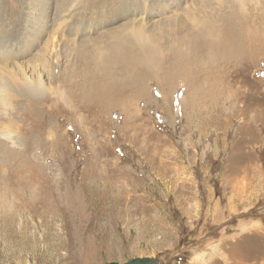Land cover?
Listing matches in <instances>:
<instances>
[{
    "label": "rangeland",
    "instance_id": "1",
    "mask_svg": "<svg viewBox=\"0 0 264 264\" xmlns=\"http://www.w3.org/2000/svg\"><path fill=\"white\" fill-rule=\"evenodd\" d=\"M137 258L264 264V0H0V264Z\"/></svg>",
    "mask_w": 264,
    "mask_h": 264
},
{
    "label": "bare ground",
    "instance_id": "2",
    "mask_svg": "<svg viewBox=\"0 0 264 264\" xmlns=\"http://www.w3.org/2000/svg\"><path fill=\"white\" fill-rule=\"evenodd\" d=\"M195 20V22L196 23H200V25L202 26V20H200V19H194ZM136 35V37H138V38H142V37H144L143 35H141L140 34V32H138V31H135V33H134V36ZM118 38H120V37H118ZM121 39V38H120ZM150 38L149 37H144V41H146V42H144V45L143 46H140V49H139V51H138V53L135 55V56H133L132 58H131V63L132 64H134L135 66L138 64V63H140V64H143V65H145V66H149V65H153V66H156V65H154V61H157V60H154V61H152V62H150L151 60H152V58H153V56H154V54L157 52L156 51V49L154 50V46L153 45H151V44H149L148 42H147V40H149ZM127 45V44H126ZM128 47V46H127ZM154 47V48H153ZM209 49V48H208ZM121 58V57H120ZM32 84V85H31ZM34 85V86H33ZM43 86V83H42V81L41 80H39L37 83H32V82H30V81H28V88H27V90H29L30 92H32V93H36V89L39 87V88H41ZM223 97V96H222ZM81 208V207H80ZM79 209V208H78Z\"/></svg>",
    "mask_w": 264,
    "mask_h": 264
},
{
    "label": "water",
    "instance_id": "3",
    "mask_svg": "<svg viewBox=\"0 0 264 264\" xmlns=\"http://www.w3.org/2000/svg\"><path fill=\"white\" fill-rule=\"evenodd\" d=\"M110 264H158L153 259L150 258H137L127 263L112 262Z\"/></svg>",
    "mask_w": 264,
    "mask_h": 264
}]
</instances>
